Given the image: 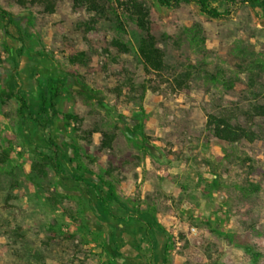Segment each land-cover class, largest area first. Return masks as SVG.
<instances>
[{"label":"rangeland","instance_id":"obj_1","mask_svg":"<svg viewBox=\"0 0 264 264\" xmlns=\"http://www.w3.org/2000/svg\"><path fill=\"white\" fill-rule=\"evenodd\" d=\"M0 5L15 19L0 17V264H264V8L224 4L215 18L195 1ZM52 78L65 88L46 130L73 145L52 155L69 159L61 173L15 129ZM77 165L110 192L75 183ZM24 179L59 204L35 247L19 223ZM109 193L106 215L91 195Z\"/></svg>","mask_w":264,"mask_h":264},{"label":"trees","instance_id":"obj_2","mask_svg":"<svg viewBox=\"0 0 264 264\" xmlns=\"http://www.w3.org/2000/svg\"><path fill=\"white\" fill-rule=\"evenodd\" d=\"M160 5L165 6L167 8H174L183 3H187L190 1H195L200 11L208 16V17H221L226 14V10L222 9L224 4L235 5L237 3H250L253 6L264 8V0H157ZM0 17L6 19L8 22H15L14 15L6 8L0 5ZM6 46V50L10 51L9 47ZM38 55H48L45 50L36 51ZM12 54V53H10ZM65 88L61 79L52 78L49 80L48 84V92L40 93L38 98H28L23 101V105L21 108L17 110L18 116L21 120L29 122L30 126L33 127L32 134L35 136L37 132L42 135L43 140L48 144V153H47V161L51 164L54 171L56 173H61L62 168L61 164L64 165L69 159L67 156H64V159H61L59 154L55 157H52L53 153H57L60 148V144L53 138L52 134H50L46 127L51 122L50 128L54 126L55 117L51 114L52 107L57 104L59 99L61 98V93ZM73 146L72 144H70ZM68 159V160H67ZM59 163V164H58ZM93 172L81 165H77L76 167H72L69 169V175L76 181L83 185H86L87 191L92 192V188L97 189L100 185H105L107 187V192H110L111 185L106 183V180L99 179L94 183L92 179ZM112 194H96L91 195L92 198L97 200L98 206L101 208V212L109 215L110 207L109 200ZM137 219L143 221L147 225V231L150 234L152 239L156 238L157 229L155 223L147 216L143 214H138ZM165 259L157 260L155 264H165Z\"/></svg>","mask_w":264,"mask_h":264},{"label":"crops","instance_id":"obj_3","mask_svg":"<svg viewBox=\"0 0 264 264\" xmlns=\"http://www.w3.org/2000/svg\"><path fill=\"white\" fill-rule=\"evenodd\" d=\"M35 57L36 59L41 58L38 54ZM40 84L42 86L44 85L43 83ZM38 85L39 83H33V87H35V89H39ZM15 129L18 132H22L24 137H28L27 139L29 142L28 140H25L23 144L26 143L25 145H28L32 151H35L37 147L38 149L44 150V152L39 153V157L42 159L48 158V144L43 140L42 135L39 132H37L33 138L30 137L32 136L33 131V127H31L30 124H25L24 121L21 120V122L16 123ZM57 142L60 144L58 152L62 155L64 153H67L68 155L72 150V146L69 143H63L62 141ZM62 159H64V157ZM75 183L81 186V183L76 181ZM15 190H19L21 194V200L19 203L22 210L19 223L27 230V233L23 237V243L28 246L35 247L41 241L44 233L48 232L49 228L54 227V218H57V214H60V211L56 210V208H58L57 205L59 204L56 202L57 200L49 194V192L43 193L36 188L33 182L27 179H24L20 185L15 188ZM41 213L44 214L41 215Z\"/></svg>","mask_w":264,"mask_h":264}]
</instances>
